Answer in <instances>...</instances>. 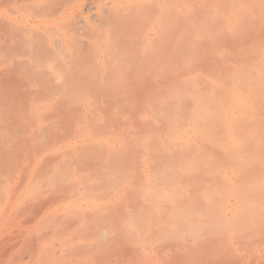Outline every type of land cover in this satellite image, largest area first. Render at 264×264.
Returning a JSON list of instances; mask_svg holds the SVG:
<instances>
[{"label": "rangeland", "instance_id": "obj_1", "mask_svg": "<svg viewBox=\"0 0 264 264\" xmlns=\"http://www.w3.org/2000/svg\"><path fill=\"white\" fill-rule=\"evenodd\" d=\"M158 1L157 80L123 22L96 79L21 86L0 0V264H264V0Z\"/></svg>", "mask_w": 264, "mask_h": 264}, {"label": "bare ground", "instance_id": "obj_2", "mask_svg": "<svg viewBox=\"0 0 264 264\" xmlns=\"http://www.w3.org/2000/svg\"><path fill=\"white\" fill-rule=\"evenodd\" d=\"M11 1L17 3L25 0ZM26 1L7 17L9 32L5 31L3 37L1 36L3 44L10 47L9 56L15 65V75L10 77L13 84L23 86L37 81L61 85L94 79L97 68H103L106 62L100 54L112 44L111 33L115 31L118 23L123 22L128 27L119 35L116 47L125 49L126 52L140 50L142 56L139 60L143 62L146 72L142 77L129 75L128 81L158 79L161 67L158 0L152 7V25L146 28L130 26L138 12L144 10L142 0H114L109 8L102 10H96L85 0H69L67 9L54 7L55 0ZM82 11L87 16H83ZM81 31L83 35L87 32L88 38L80 41L82 50L78 55H73V42L80 36ZM88 61L97 64V67L79 66ZM30 109L31 107L28 108L29 112L32 111ZM25 111L27 114V110ZM25 111L23 110L24 113Z\"/></svg>", "mask_w": 264, "mask_h": 264}]
</instances>
